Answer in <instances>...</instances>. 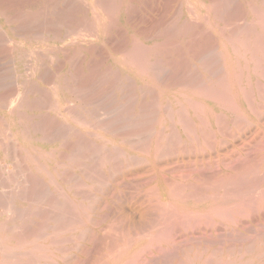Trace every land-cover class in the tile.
Here are the masks:
<instances>
[{"label": "rangeland", "instance_id": "1", "mask_svg": "<svg viewBox=\"0 0 264 264\" xmlns=\"http://www.w3.org/2000/svg\"><path fill=\"white\" fill-rule=\"evenodd\" d=\"M263 70L264 0H0V197L20 214L11 247L23 245L13 251L35 240L49 245L47 264H264V203L248 207L253 196L228 220L178 211L174 229L158 208H171V186L264 162ZM11 214L0 216V252ZM108 225H122L112 229L122 251Z\"/></svg>", "mask_w": 264, "mask_h": 264}, {"label": "bare ground", "instance_id": "2", "mask_svg": "<svg viewBox=\"0 0 264 264\" xmlns=\"http://www.w3.org/2000/svg\"><path fill=\"white\" fill-rule=\"evenodd\" d=\"M261 21V20H260ZM145 52V51H144ZM147 52V51H146ZM139 55V54H138ZM142 55V54H141ZM138 60H140V59H138ZM141 62H143V61H141ZM141 68V67H140ZM142 71V70H141ZM257 71V70H256ZM264 71V70H263ZM254 73H255V71H254ZM264 74V73H263ZM223 78H225V77H223ZM206 85V84H205ZM230 85V84H229ZM236 85V84H235ZM227 86V88L228 87H230V86H228V84L226 85ZM226 86H224V89H223V92L224 91H226V90H228L227 88H225ZM240 86H241V84H240ZM250 86H251V84H250ZM199 88V87H198ZM218 91H219V89H217ZM244 90V89H243ZM210 92H211V90H209ZM215 91V90H214ZM218 91H215V92H217L218 93ZM229 91V90H228ZM199 92V91H198ZM202 92H203V90L201 91V94H202ZM205 92V91H204ZM223 93L222 91H219V93ZM239 92V91H238ZM245 92V91H244ZM214 92L212 91V94H213ZM217 93H214V95L213 96H215V98L216 99H218V98H220L221 99V94H218V95H216ZM198 95V94H197ZM245 95V94H244ZM182 96H183V93H182ZM202 96V95H201ZM205 96H207V95H204V97ZM217 96H219V97H217ZM223 97L225 96V94L224 95H222ZM226 96H228V95H226ZM253 96V95H252ZM229 97V96H228ZM207 98H209V97H207ZM214 98V97H213ZM214 98V99H215ZM252 98V97H251ZM255 98V97H254ZM210 99H211V97H210ZM216 99H215V101H216ZM219 99V102L221 101H223V99H221L220 100ZM225 99H227V97L225 98ZM249 99H250V97H249ZM213 100V99H212ZM233 100V99H232ZM187 100H185V102H186ZM189 101V102H188ZM188 101H187V103L189 104L190 102H192V100L190 99H188ZM227 101H228V99H227ZM229 101H231L230 99H229ZM178 103H179V101H177ZM217 103V102H213L214 104H215V107L216 108H220V109H222V110H224V111H226V112H231V111H233L234 110V108H236L235 106H237V105H233L234 106V108L231 106V105H229V103H225L226 105H224V104H221V103ZM193 103H198V102H195V101H193L192 103H190V104H193ZM232 103H233V101H232ZM240 103V102H239ZM180 104V103H179ZM178 104V105H179ZM198 104H200V102L198 103ZM198 104H195V105H197L198 106ZM195 105H194V107H193V110H195L194 112H195V114H196V116L199 118L198 119V121H200L201 122V124L203 125H206L200 118L202 117H200V113L196 110V109H194L195 108ZM202 105V104H201ZM179 106H181V105H179ZM204 105H202V107H203ZM182 107H183V105H182ZM200 107V106H199ZM198 107V108H199ZM180 108V107H179ZM183 108H186V107H183ZM191 108H192V106H191ZM201 108V107H200ZM237 109V108H236ZM180 110H182L183 112H185V114H187L188 112H186V111H184L182 108H180ZM202 110H205V109H202ZM176 111H178V110H176ZM181 111V112H182ZM238 111V110H237ZM237 111L235 110V112H236V115H237ZM179 112V111H178ZM181 112H179L178 114H181ZM182 112V113H183ZM172 113V115L174 114V112H171ZM204 113V112H203ZM184 113L183 114H181L182 116L183 115H185ZM189 114V113H188ZM202 114V113H201ZM207 114V113H206ZM167 115V114H166ZM171 115V116H172ZM181 116V117H182ZM215 116V115H214ZM238 116V115H237ZM237 116H236V118H237ZM173 117H174V115H173ZM184 117H186V119H188L187 117H188V115L186 116H184ZM184 117H183V119H184ZM195 117V116H194ZM206 117V116H205ZM218 117V116H217ZM239 117V116H238ZM170 118V117H169ZM219 118V117H218ZM220 118L222 119V118H224V116H223V114H222V116H220ZM240 118V117H239ZM180 119L181 118H179L178 120L180 121ZM185 119V120H186ZM190 120H192L191 118H189ZM188 119V120H189ZM209 119V118H208ZM2 120V119H1ZM185 120H183L184 121V123L186 122L187 123V121H185ZM203 120H205V119H203ZM216 120H217V118H216ZM218 120H220V119H218ZM193 121V120H192ZM208 121V120H207ZM212 121V120H211ZM86 122V121H85ZM199 122V123H200ZM203 122V123H202ZM179 123H182L183 124V122H182V120L179 122ZM185 123V124H186ZM188 123H191V121L189 122L188 121ZM197 123V125H199L200 126V124L198 123V122H196ZM80 124V123H79ZM184 124V125H185ZM86 125H88V123L86 124ZM192 125V124H191ZM194 125V124H193ZM89 126H91V125H89ZM208 126V125H207ZM207 126H204V127H207ZM188 127H190V125H188ZM187 127V129H189ZM194 127H195V125H194ZM186 128V127H185ZM191 128V127H190ZM208 128V127H207ZM97 129V128H96ZM202 130V129H201ZM194 131V130H193ZM193 131L191 132V134L193 133ZM195 132H196V130H195ZM194 132V133H195ZM207 132V131H206ZM193 133V134H194ZM207 134V133H206ZM188 135V134H187ZM194 136H197V135H194ZM203 136H204V133H203ZM206 136V135H205ZM188 137H189V135H188ZM189 138H191V137H189ZM197 138V140H198V136L196 137ZM195 138V139H196ZM3 139V138H2ZM189 140H193V139H189ZM5 145V144H4ZM1 146V145H0ZM7 146V145H6ZM99 147V146H98ZM114 147V146H113ZM94 152V151H93ZM29 155V154H28ZM264 157V156H263ZM132 159V158H131ZM14 160V159H13ZM114 160V159H113ZM264 160V159H263ZM263 162V161H262ZM261 162V163H262ZM94 164V163H93ZM235 167V166H234ZM95 168V167H94ZM236 172H237V174L235 175V176H232V177H230V175H227L226 174V176H225V178L226 179H224L222 176V179L220 180V178L218 179V178H215V179H217L216 181H214V179H213V182L211 183L210 182V180H209V182L207 183H205V185L206 186H203L204 185V183H203V185L202 186H196V187H198L197 189H195V188H193V186H187V189H189V190H187V191H185L184 190V188H180L181 186H185L184 184L182 185V184H180V183H178V182H176L175 181V183H178V184H180L181 186L180 187H176V186H174V187H170V189L168 190V193H167V195H168V203L170 204V209H168V207L167 208H162V207H164L166 204H163V205H161V204H159L158 202L160 201V198H158L157 197V199H159V201L157 202L158 204H159V206H158V204L157 205H152L151 207H149V208H153V206H155L156 207V209H157V206H158V208H160L161 209V211L163 212V215H161L162 213H160V215L164 218V220L166 219V220H169V221H166V223H164L163 222V224H165V226H168L169 228H173L174 229V227H170L167 223L168 222H170V219L169 218H176V219H180V217H181V215L180 216H178L179 214H181L180 212H178V211H182V210H188V209H190L191 207L192 208H198V207H201V206H204L205 207V209L207 210V212L208 213H211V214H213V215H215V216H218V215H220V216H222V217H224V218H226V220H228L227 218H229L228 216L230 215L231 216V214H229L228 215V213H229V210H230V212H231V209L233 210L234 208H238L243 202H244V198L247 196L248 197V195H251V196H253V197H249L250 199H251V201L248 199L247 200V198H246V200L249 202H245L244 204H247L248 205V207H251V205H253V203H255L253 206H255V210L257 209L258 210V208H257V206L256 205H258L259 203L260 204H262V203H264V162L262 163V164H256V162H250V164H246L244 167H242L241 169H238V170H235ZM235 171H232V172H235ZM14 172V171H13ZM231 172V173H232ZM235 172V173H236ZM232 174H234V173H232ZM4 177V176H3ZM2 177V178H3ZM102 177V176H101ZM1 178V179H2ZM157 178V177H156ZM93 179V178H92ZM162 179V178H161ZM2 180H4V179H2ZM76 180V179H75ZM196 181H199V179L197 180V179H195ZM220 180V181H219ZM10 181V180H9ZM78 181V180H77ZM167 181V180H166ZM201 181V180H200ZM8 182V181H7ZM31 182V181H30ZM159 182V181H158ZM173 183L171 184V185H173L174 184V181H172ZM167 183H169V182H166V184ZM200 183V182H199ZM202 183V182H201ZM96 184V183H95ZM170 184V183H169ZM178 184H176V185H178ZM175 185V184H174ZM188 185V184H187ZM192 185H195L194 183L192 184ZM5 186V185H4ZM90 186V185H89ZM153 186H154V184H153ZM156 186V185H155ZM165 186V185H164ZM2 187V186H1ZM17 185L14 187L16 190H17ZM95 187V186H94ZM169 187V186H168ZM186 187V186H185ZM189 187V188H188ZM201 187V188H200ZM3 188V187H2ZM152 188V187H151ZM150 188V189H151ZM155 188V187H154ZM167 188V187H166ZM19 189V188H18ZM95 189V188H94ZM150 189H148L149 191H148V194H149V192H150ZM186 189V188H185ZM13 190V189H12ZM15 190V191H16ZM156 190V191H155ZM19 190H17V192H18ZM84 191V190H83ZM101 191V190H100ZM124 191V190H123ZM153 191V190H152ZM151 191V192H152ZM154 191L155 192H152V193H158L157 191V188L156 189H154ZM207 191V193H208V195H206L205 193H203V192H206ZM1 192V191H0ZM13 192V191H12ZM16 192V193H17ZM85 192V191H84ZM145 192V191H144ZM162 192V191H161ZM88 193V192H87ZM118 193V192H117ZM121 193V192H120ZM130 193V192H129ZM7 194V193H6ZM2 194V198L0 199V216L1 217H6V215H7V213H12L13 212V214H11V215H14V216H11L12 217V226H10L11 227V230L9 231L10 233L9 234H7V236H6V238H5V243H6V245L4 246V247H2V249H3V251H1L0 252V254L2 255V257L3 258H6V259H2L3 261L2 262H4V263H2V264H47L46 262L49 260V259H51V257H49V245L47 244L46 246L47 247H45L44 245H42V246H40L39 244V246L36 244H34V242H35V240H34V242L32 243V244H29L30 246H28V247H31V248H28L27 250H25V251H13V248L11 247L12 245H11V243H12V235L14 234V231L13 230H15V225H17L16 224V221H18V219H19V217H20V214H19V211H18V208H16V210H14V204H13V207L9 204V203H11V200H9V198L8 197H10V195L9 194ZM1 195V194H0ZM9 195V196H8ZM12 195H13V193H12ZM18 195V194H17ZM67 195V194H66ZM122 195H123V192H122ZM146 196H147V194H145ZM145 195H143V196H145ZM150 195H152L151 193H150ZM156 196H158L157 194H155ZM4 196H6L7 197V199H5L4 198ZM77 196V195H76ZM92 196V195H91ZM117 196V195H116ZM119 196V195H118ZM149 196V195H148ZM147 196V197H148ZM78 197V196H77ZM123 197V196H122ZM12 198V197H11ZM10 198V199H11ZM14 198V197H13ZM119 198V197H118ZM124 198V197H123ZM143 198V197H142ZM142 198H140L141 200H142ZM5 199V200H4ZM82 199H84V197L82 198ZM120 200H121V198H119ZM244 199V200H243ZM13 200V199H12ZM15 200V199H14ZM85 201H86V199H84ZM89 200V199H88ZM87 200V201H88ZM139 200V199H138ZM141 200H139V201H141ZM147 200V199H146ZM156 200V199H155ZM154 200V201H155ZM245 200V201H246ZM8 201H10V202H8ZM66 201V200H65ZM71 201H73V200H71ZM137 201V200H136ZM153 201V200H152ZM151 201V202H152ZM125 202V201H124ZM138 202V201H137ZM136 202V203H137ZM147 202V201H146ZM251 202V203H250ZM12 203H14L13 201H12ZM72 203H74V202H72ZM82 203V202H81ZM85 203V202H84ZM90 204H94V202L92 203V202H89ZM88 203V204H89ZM135 203V204H136ZM163 203V202H162ZM258 203V204H257ZM75 204V203H74ZM144 204H145V201H144ZM73 205V204H72ZM80 205L81 204H79V207H80ZM116 205V204H115ZM143 204H141V206H142ZM149 205V204H148ZM20 206V205H19ZM74 206V205H73ZM72 206V208H74ZM75 206H76V204H75ZM83 206H84V204H83ZM82 206V207H83ZM65 207V206H64ZM67 207V206H66ZM87 207V209L89 210V206H86ZM111 207V206H110ZM154 207V208H155ZM244 206H242L241 207V210H239L240 212L242 211V212H244L243 211V208ZM245 207H246V205H245ZM261 207H263V206H261ZM81 208V207H80ZM91 208V207H90ZM252 208V207H251ZM254 208V207H253ZM74 209H77V208H74ZM83 211H86L85 210V207L84 208H81ZM113 209V208H112ZM145 209H146V205H145ZM148 209V208H147ZM14 210V211H13ZM78 210V209H77ZM256 210V211H257ZM261 210H263V209H261ZM93 211V210H92ZM119 211V210H118ZM145 211V210H144ZM143 210H142V213L144 212ZM158 211V210H157ZM156 210H155V212H157ZM160 210H159V212H161ZM252 211H254V210H252ZM148 212H149V210H148ZM241 212V213H242ZM262 212V211H261ZM150 213H151V211H150ZM231 213H233V212H231ZM235 213H236V211H235ZM240 213V214H241ZM245 213V212H244ZM244 213H242V214H244ZM22 214V213H21ZM29 214V213H28ZM86 214V213H85ZM152 214V213H151ZM184 213H182V215H183ZM192 215H193V213H191ZM198 214V213H197ZM239 214V213H238ZM239 214V215H240ZM246 214V213H245ZM29 215H31V214H29ZM88 215V214H87ZM144 215H146L145 214V212H144ZM153 215H157V214H154V211H153V214H152V216ZM160 215H158V217L160 216ZM185 215H187L188 216V218H189V216H191L190 214H188V212H187V214H185ZM195 215V214H194ZM8 216H9V214H8ZM23 216V215H22ZM79 216V215H78ZM148 216H151L150 214L148 215ZM171 216V217H170ZM173 216V217H172ZM186 216V217H187ZM212 216V215H211ZM10 217V218H11ZM157 217V216H156ZM157 217V219L156 220H158L159 218H160V220H162L163 221V219H162V217H159L158 218ZM183 217L186 219V217L183 215ZM191 217H193V216H191ZM200 217L202 218L203 216L202 215H200ZM205 217H207V215H205ZM209 217V216H208ZM219 217V216H218ZM232 217V216H231ZM8 218V217H7ZM66 218V217H65ZM65 218H63V219H65ZM79 218V217H78ZM119 218V217H118ZM140 218H142V217H140ZM147 218V217H146ZM146 218H144L143 217V220H146ZM150 218V217H149ZM187 218V219H188ZM194 218H196V217H194ZM220 218V217H219ZM89 219V218H88ZM122 219V218H121ZM148 219V218H147ZM152 219H153V217H152ZM151 218L149 219V220H151V221H154V220H152ZM171 219V220H172ZM174 219H173V221H174ZM181 219H183L182 217H181ZM180 219V220H181ZM192 219V218H191ZM8 220H10V219H8ZM81 220V219H80ZM120 220V219H119ZM142 219H141V221H143ZM189 220V219H188ZM229 220H231V219H229ZM234 220V219H233ZM54 221V220H53ZM116 221H117V219H116ZM150 221V222H151ZM176 221V220H175ZM179 221V220H178ZM61 222V221H60ZM123 222H124V220H123ZM136 222H137V220H136ZM139 222H140V219H139ZM145 222H147V221H145ZM156 222V221H155ZM154 222V223H155ZM157 222H159V221H157ZM156 222V223H157ZM180 222V224H181V221H179ZM184 222V221H183ZM187 222V221H186ZM18 223V222H17ZM116 223V222H115ZM115 223H113V224H115ZM119 223V222H118ZM117 223V224H118ZM153 223V222H152ZM151 223V224H152ZM178 223V222H177ZM82 224V223H81ZM111 224V223H110ZM113 224H112V226H113ZM121 224H124V223H121ZM134 224V223H133ZM139 224V223H138ZM137 224V225H138ZM143 224H144V222H143ZM148 223H146V225H147ZM163 224H156V225H158V226H160V227H162V228H164V230H165V232H167V231H169V230H167L168 229V227L166 228V227H164V225ZM173 224V223H172ZM184 224V223H183ZM1 225H4L3 223H1L0 224V237H2V229L4 230V228H2L1 227ZM83 225V224H82ZM141 225V224H140ZM139 225V226H140ZM163 225V226H162ZM195 225V224H194ZM5 226V225H4ZM29 226V225H28ZM49 226V225H48ZM111 227V225H108V227ZM116 226V225H115ZM118 226H119V228L122 226H120V225H117L116 226V229L118 228ZM193 226V225H192ZM223 226V225H222ZM107 227V226H106ZM105 227V228H106ZM107 227V228H108ZM143 227H144V225H143ZM159 227V231L160 232H162L161 231V228ZM212 227V226H211ZM54 228V227H53ZM122 228V227H121ZM120 228V229H121ZM138 228V227H137ZM141 228V227H140ZM139 228V229H140ZM147 228V227H146ZM146 228H144V229H146ZM150 228V227H149ZM155 228V227H154ZM166 228V229H165ZM176 228V227H175ZM6 229H8L7 227H6ZM5 229V230H6ZM70 229V228H69ZM116 230L115 228H112L111 227V229L110 228H108V230L109 231H104V233H106L107 234V232H109V233H111L109 236H108V239H106V234H104L105 235V239H106V241L108 240V243L110 242V239L111 238H109V237H113V234H114V238H112L113 239V241L111 240V244H113V242L116 240V238L117 239H119L117 236H116V234L113 232V230ZM156 229H158L157 227H156ZM20 230V229H19ZM110 230H112V232H110ZM122 230V229H121ZM120 230V231H121ZM124 230V229H123ZM152 229H150V230H147V231H151ZM171 230V229H170ZM16 231V230H15ZM119 231V230H118ZM117 231V232H118ZM119 231V234H118V236L119 237H121V235H122V231L120 232ZM134 231V230H133ZM137 231V230H136ZM173 231V230H172ZM17 232V231H16ZM61 234H64V233H62L61 231H59ZM125 232V231H124ZM131 232V231H130ZM138 232V231H137ZM158 232V231H157ZM164 232V233H165ZM13 233V234H12ZM59 233V234H60ZM66 233V232H65ZM135 234H137L136 232H134ZM133 233V235L135 236V234ZM159 233V232H158ZM33 234V233H32ZM31 234V235H32ZM52 234V233H51ZM55 234V233H54ZM57 235H58V233H56ZM56 234H55V236H56ZM127 234H129V233H127ZM140 234H141V231H140ZM148 234H150V232L148 233ZM147 234V235H148ZM167 234H168V232H167ZM34 235V234H33ZM48 235V234H47ZM82 235V234H81ZM81 235H80V237H81ZM93 235V234H92ZM138 235V234H137ZM136 235V236H137ZM143 235H146V233L144 234H141V236H143ZM146 235V236H147ZM151 235V234H150ZM24 236V235H23ZM54 236V235H53ZM54 236V238H56ZM59 236V235H58ZM100 236V235H99ZM115 236H116V238H115ZM123 236V235H122ZM141 236H138L139 237V239H140V237ZM146 236H144L145 238H147ZM126 237V236H125ZM154 237V239H156V237L155 236H153ZM63 238V237H62ZM123 238V237H122ZM131 240H133V237L131 238V237H128L127 239V241L129 242V243H131V242H133V241H131ZM148 238H149V240L151 241V239H150V237L148 236ZM152 238V237H151ZM167 238V237H166ZM1 239V238H0ZM64 239H66V237L64 238ZM63 239V240H64ZM135 239V238H134ZM153 239V238H152ZM15 240H16V238H15ZM26 240V239H25ZM61 240V239H60ZM121 240V239H120ZM130 240V241H129ZM1 241V240H0ZM47 241V240H46ZM53 241L56 243V244H62V243H60V242H56V241H59V239H57L56 241L53 239ZM104 241V240H103ZM121 241H124V240H121ZM2 242H4L3 240H2ZM36 242H38V241H36ZM65 242V241H64ZM17 243V242H16ZM105 243V242H104ZM103 243V244H104ZM18 244V246H21V245H19V243H17ZM58 244V245H59ZM123 244H125V243H123ZM141 244V243H140ZM3 245V244H2ZM32 245V246H31ZM115 244H113V247L112 248H114L115 250H120V248H121V246H120V248H118V247H116L117 245H118V242H117V245H115ZM127 245V244H126ZM130 245V244H129ZM132 245V244H131ZM23 246V245H22ZM22 246L21 247H17L19 250H21V248H22ZM109 246V245H108ZM147 246H149V245H146V249L148 248ZM152 246V245H151ZM24 247H25V245H24ZM109 247H111V245L109 246ZM129 247V246H128ZM158 247V246H157ZM17 248H14V250H18ZM94 248V247H93ZM154 248V247H153ZM10 249V250H9ZM76 249V248H75ZM108 250H109V248H107ZM106 249V250H107ZM114 249H112L113 250V252L115 253V251H114ZM124 249V248H123ZM176 249V248H175ZM8 250V251H7ZM24 250V249H23ZM63 250V249H62ZM101 250H103V249H101ZM111 250V249H110ZM109 250V251H110ZM112 250H111V252H112ZM147 250H150V249H147ZM28 251V252H27ZM59 252H60V250H58ZM108 251V252H109ZM120 251H122V250H120ZM143 251V250H142ZM151 251V250H150ZM28 253L29 255H26V253ZM111 252H109V253H111ZM112 252V253H113ZM140 252H141V250H140ZM111 253V254H112ZM113 253V254H114ZM118 253H119V251H118ZM117 253V254H118ZM143 253V252H142ZM50 254H52V253H50ZM104 254V253H103ZM103 254H102V256H103ZM112 254V255H113ZM116 254V253H115ZM116 254V255H117ZM119 254H121V252L119 253ZM16 256V259L14 260L13 259V257L12 256ZM105 255V254H104ZM111 255V256H112ZM115 255V256H116ZM56 256V255H55ZM109 256V255H108ZM114 256V255H113ZM112 256V258H115V256L113 257ZM136 256V255H135ZM106 258H107V255L105 256ZM119 257V256H118ZM18 258H19V260H18ZM137 258V257H136ZM12 259L14 260V262L12 261ZM59 259H61V260H63V262H65L64 260L66 259H64V258H59ZM102 261V263L103 264H108V262L106 261V260H104V261H106V262H103V257H101L100 258ZM110 259V258H109ZM116 259V258H115ZM114 259V260H115ZM5 260V261H4ZM19 262V263H15V262H17V261ZM54 260V259H53ZM0 261H1V259H0ZM51 261H52V259H51ZM100 261V260H99ZM99 261H97V262H99ZM190 261V260H189ZM238 261V260H237ZM54 262H56L55 260H54ZM136 262V261H135ZM187 262V261H186ZM214 262V261H213ZM131 263V262H130ZM132 263H134V262H132ZM131 263V264H132ZM194 263V262H193ZM192 263V264H193ZM49 264V263H48ZM98 264V263H97ZM99 264H101L100 262H99ZM125 264V263H124ZM127 264H129V262H127ZM135 264V263H134ZM145 264V263H144ZM187 264V263H186ZM240 264V263H239Z\"/></svg>", "mask_w": 264, "mask_h": 264}]
</instances>
